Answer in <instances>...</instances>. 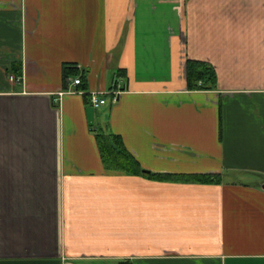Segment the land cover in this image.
I'll return each instance as SVG.
<instances>
[{
	"label": "crops",
	"instance_id": "crops-1",
	"mask_svg": "<svg viewBox=\"0 0 264 264\" xmlns=\"http://www.w3.org/2000/svg\"><path fill=\"white\" fill-rule=\"evenodd\" d=\"M65 65L86 87L55 100ZM98 129L145 170L224 179L109 170ZM263 186L264 0H0V264H264Z\"/></svg>",
	"mask_w": 264,
	"mask_h": 264
},
{
	"label": "trees",
	"instance_id": "trees-1",
	"mask_svg": "<svg viewBox=\"0 0 264 264\" xmlns=\"http://www.w3.org/2000/svg\"><path fill=\"white\" fill-rule=\"evenodd\" d=\"M72 66V67H68ZM74 65H65V76L70 74L81 76L80 88L85 89L86 77L81 72L73 70ZM71 69L72 71H68ZM123 72L122 70L119 73ZM217 85V73L214 66L202 60H187V86L191 90H212ZM112 102V101H111ZM101 158L109 170H120L130 174H144L150 178L183 180L198 183L222 182L224 177L220 173L174 174L155 173L145 170L138 159L127 149L121 135L109 129L95 130ZM120 264H134L122 261Z\"/></svg>",
	"mask_w": 264,
	"mask_h": 264
},
{
	"label": "built area",
	"instance_id": "built-area-1",
	"mask_svg": "<svg viewBox=\"0 0 264 264\" xmlns=\"http://www.w3.org/2000/svg\"><path fill=\"white\" fill-rule=\"evenodd\" d=\"M11 78H14V76H12ZM81 81H82L81 76H76V77L67 76L66 77L67 89L65 91H60L58 93L57 98H55V100H58L59 98H61L66 92H75L73 89H71V86L72 85L78 86V85H80ZM120 92L121 91H117L116 89L109 91V92L92 91L89 94L90 95V103L93 107L99 108L107 102L109 95H111L112 103L116 102L118 100V95Z\"/></svg>",
	"mask_w": 264,
	"mask_h": 264
},
{
	"label": "rangeland",
	"instance_id": "rangeland-1",
	"mask_svg": "<svg viewBox=\"0 0 264 264\" xmlns=\"http://www.w3.org/2000/svg\"><path fill=\"white\" fill-rule=\"evenodd\" d=\"M103 105H104V104H103ZM103 105L101 106V108H99V110L102 109V108L104 107ZM240 178H242V179H244V180H252V179H253V178H251L250 176H247V177H246V176H241Z\"/></svg>",
	"mask_w": 264,
	"mask_h": 264
},
{
	"label": "water",
	"instance_id": "water-1",
	"mask_svg": "<svg viewBox=\"0 0 264 264\" xmlns=\"http://www.w3.org/2000/svg\"><path fill=\"white\" fill-rule=\"evenodd\" d=\"M264 187V186H263Z\"/></svg>",
	"mask_w": 264,
	"mask_h": 264
}]
</instances>
